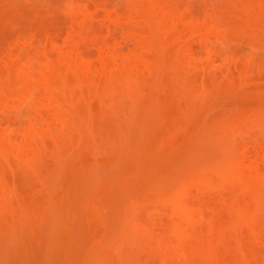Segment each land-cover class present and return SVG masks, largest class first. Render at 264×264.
I'll list each match as a JSON object with an SVG mask.
<instances>
[{"label":"rangeland","instance_id":"374dc122","mask_svg":"<svg viewBox=\"0 0 264 264\" xmlns=\"http://www.w3.org/2000/svg\"><path fill=\"white\" fill-rule=\"evenodd\" d=\"M0 264H264V0H0Z\"/></svg>","mask_w":264,"mask_h":264},{"label":"bare ground","instance_id":"6f19581e","mask_svg":"<svg viewBox=\"0 0 264 264\" xmlns=\"http://www.w3.org/2000/svg\"><path fill=\"white\" fill-rule=\"evenodd\" d=\"M122 43H124V42H121L120 44H119V47L118 48H116V49H114L113 50V52H115V51H117V50H119V49H121L122 47H123V45L125 44H122ZM113 55V53L111 52H108L105 56H103L104 57V61H107V59L109 60V58L111 59V56ZM119 59V58H118ZM115 63H117V57H116V59H115ZM261 167V165L260 164H257L256 166H255V168L257 169V171L259 170V168Z\"/></svg>","mask_w":264,"mask_h":264}]
</instances>
